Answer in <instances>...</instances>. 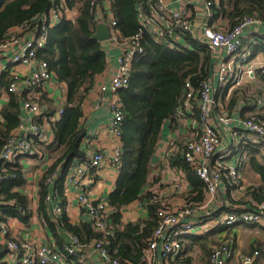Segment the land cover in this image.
Returning <instances> with one entry per match:
<instances>
[{
  "label": "built area",
  "instance_id": "obj_1",
  "mask_svg": "<svg viewBox=\"0 0 264 264\" xmlns=\"http://www.w3.org/2000/svg\"><path fill=\"white\" fill-rule=\"evenodd\" d=\"M110 5L109 0H103V5L98 4L97 16L99 23L110 26L111 39L108 42L117 44L120 54L113 74L98 86L97 102L110 110L112 116L109 131L115 137L121 138L124 120L119 92L129 88L134 60L144 54L140 42L143 30L158 38H163L167 33L171 36V44L178 43L172 38L175 32L180 33L182 38L191 35L208 45L214 62L211 74L198 87L189 80L186 82L180 104L171 117L181 119L194 112L199 113V136L187 141L181 149L173 146L171 156L177 151L182 153L204 183L206 198L201 204L186 202L184 206L174 208L163 205L156 194L150 199L149 202L161 207L157 212L158 227L144 249L143 264H181L184 260V236L200 235L219 226L232 227L235 224L264 227V202L248 205L240 202L234 206L239 212L217 215L219 207L224 204L220 191L225 182L229 181L231 184L227 183L235 187V195L244 196L248 189L242 183L240 166L247 159V154L241 144H249L259 150L264 148V83L255 86L252 82L258 72L264 73V64L257 67L253 62L255 57L252 58L258 38L264 35V19L257 14L242 18L235 26L218 23L221 18L216 19V0H199L202 19L201 26L196 30L184 10L167 7L162 0H157L151 5L148 14L141 11L140 33L130 39H123L116 28L115 19L110 18ZM64 18L65 13L52 9L48 14L11 29L0 42V79L4 73L10 72L12 80L8 93L23 96L24 113L18 128L0 150V194L2 181L7 177L6 166L21 157L36 155L37 145L47 139L39 119L43 114L44 97L48 94V89L55 85L57 78L46 61L38 60L37 54L47 43L48 28L60 25ZM105 18L108 22L103 21ZM164 22L169 23L167 28L162 27ZM16 66H24L29 71L19 74L14 69ZM246 84H251L256 94L251 93L241 99L233 112L226 111L221 104V94L227 91L229 96ZM58 114H63V108H60ZM122 147L123 145L117 146L111 157L117 169L121 164ZM89 157L76 161L70 167L65 183L68 190L76 188L79 191V208L86 217L87 224L102 237L83 240L69 232L65 234L63 249L58 250L51 245L12 239L9 226L3 222L0 224V239L6 241L7 255L10 252L15 256L14 264H92L95 257L98 259L97 264H132L128 260L115 258L110 253L108 238L115 231L110 221L114 208L106 201L96 202L90 195L94 182L90 176L102 168L106 156L103 152L94 151ZM60 176L62 170L59 166L47 174L46 184L51 185ZM6 204L17 206L16 202H2L0 197V207ZM50 213L55 220H60L62 207L55 206ZM255 233L264 236L259 229ZM235 257L240 264H264L263 253L259 250L253 253L237 251L234 237H227L212 248L210 262L232 264Z\"/></svg>",
  "mask_w": 264,
  "mask_h": 264
},
{
  "label": "trees",
  "instance_id": "obj_2",
  "mask_svg": "<svg viewBox=\"0 0 264 264\" xmlns=\"http://www.w3.org/2000/svg\"><path fill=\"white\" fill-rule=\"evenodd\" d=\"M109 1L117 23L116 28L125 39L140 33L141 11L148 14L151 5L157 2V0ZM219 1L215 6L216 19L227 20L229 26H235L242 18L257 14L264 19V0ZM98 4L103 5V0H0V42L11 29L48 14L52 9L61 10L63 13L66 10L77 12L75 20L64 18L60 25L48 28L47 43L37 54L38 60L48 63L57 80L67 84L63 114L53 125L56 147L60 149L61 156L48 172L60 166L63 178L76 160L80 162L86 159V153L81 149L84 132L79 128L80 118L83 116L82 107L93 89L95 77L103 74L108 67L101 42L93 38L100 21L97 16ZM143 31L140 42L144 54L134 60L129 88L119 92L124 111L121 134L122 158L118 168L117 187L108 198L115 212L112 214L114 225L120 224L121 210L142 197L162 128L164 123L175 114L186 82L189 80L198 87L207 80L213 64L212 51L208 45L191 35L184 37L186 42L184 46L171 44V36L167 33L163 38H158L147 30ZM259 53H264V35L258 38L252 58ZM259 77L264 82V73L259 72ZM11 80L10 72L4 73L0 79L1 89L6 88L8 92ZM9 94L12 95L11 101L2 112L5 124H0V150L18 128L22 119L20 97ZM246 97L244 90L235 92L229 102L230 107L235 105V101L239 102ZM43 102H46V99ZM247 153L250 167L259 174L261 183L258 186H248L243 198L238 202L232 201L233 204L241 202L248 205L252 201L257 204L264 202V155L252 146L247 148ZM173 162L175 166L184 168L193 186V194H196L187 202L203 203L206 198L203 182L191 170L183 155H177ZM6 167L8 176L2 181L0 197L4 203L15 200L17 206L6 204L0 207V224L7 221L5 215L17 217L25 224H29L30 214L26 207V199L19 194L10 193L11 188L21 182V167L10 164ZM45 183L46 180L43 182V188L48 186ZM227 188L228 195H231L230 192L235 187L228 184ZM149 204H151L148 205L150 219L129 223L123 229H116L113 235L109 236V250L113 257L128 260L132 264H143L144 249L159 224L157 212L160 205L153 202ZM61 223L64 229L81 238L85 237L86 240L102 237L94 232L89 224H84L82 228L72 227L66 224L64 217ZM260 231L264 234V228ZM197 240L196 237L194 241ZM203 250L207 252L206 245L203 246ZM256 250L264 255V240L255 242L251 246L250 253ZM210 254L211 251H209L208 264H211ZM181 264H192V260L185 257Z\"/></svg>",
  "mask_w": 264,
  "mask_h": 264
},
{
  "label": "crops",
  "instance_id": "obj_3",
  "mask_svg": "<svg viewBox=\"0 0 264 264\" xmlns=\"http://www.w3.org/2000/svg\"><path fill=\"white\" fill-rule=\"evenodd\" d=\"M162 1L164 4L166 3L167 7L184 10L187 13L194 29L197 30L201 26L200 22L202 16L199 13V0ZM216 2L218 4L220 1L216 0ZM109 12L110 18H114V12L111 9V5ZM76 17L77 12L75 10L65 11V18L67 20H75ZM219 22L229 25L227 20L221 19L218 23ZM168 24V22H164L162 27L167 28ZM172 38L178 42L177 44L186 46V42L184 38L181 37L180 33L175 32L172 34ZM101 44L105 50L108 67L103 74L95 77L93 89L89 92L83 103V116L80 118L79 128L84 132V137L81 141V149L85 151L86 159L90 158L89 156H91L94 151L103 152L106 156V162L102 168L90 176L94 179L90 188V195L96 202L106 201L110 205L108 198L109 195L115 191L119 178V170L111 161V157L113 151L117 148V146L122 145V142L121 138L115 137L109 131V121L112 114L107 106L98 104L97 96L98 86L105 80H108L110 75L114 72L116 60L120 54V47L115 43V45H112L108 41ZM253 62L257 67L264 64V53L257 54L253 59ZM14 69L19 74H26L29 71V69L24 66H16ZM252 82L255 83V86L264 83L259 77V72L255 75V79L252 80ZM247 88L248 90H246ZM239 90H244L246 96L251 93L256 94V91H253L251 84L243 85L241 88L235 90V92ZM235 92L228 96V92L224 91L220 96L221 104L224 105L223 107H225L226 111L233 112L240 103V101H235V105L230 107L229 102H231V98ZM0 93V124L3 125L5 124V118L2 112L3 109L10 103L12 95L7 92L6 88L1 89V87ZM19 97L22 115H24L22 106L23 96ZM66 97L67 84L57 80L55 85L48 89V94L44 98L46 99V102H43V114L39 119V122L44 126L46 132V141L37 145L36 155L21 157L17 159L15 163L10 164L19 165L21 167V182L16 184L14 188H11L10 193L19 194L26 199V207L30 214L28 218L29 224H25L17 217H11L8 215H5L4 217L7 220L6 223L9 226L11 238L13 237L12 239L15 238L21 242L32 241L37 245H51L58 250L63 249L65 234L71 232L70 230L62 227L63 225L61 221L63 217L66 220V224L72 227L82 228L84 224H87L86 217L82 214L78 205L79 191L76 188H70V190H68L65 178L60 176L57 181L48 185L49 188L46 185V188H43V182L46 180L48 172L61 156L60 149L56 147V137L53 131V125L60 119V115L58 113L60 108H63L64 103L66 102ZM200 129L201 125L199 123L198 112L186 115L181 119L169 118L164 123L158 147L151 164L148 182L143 191L142 197L121 210L119 225H114V221L111 217L110 221L113 224L115 231L116 229H123L129 223L150 219L148 205H151L149 204V201L155 194L161 198V203L163 205L172 208L184 206L187 200L196 195L193 194V186L184 168L174 165L173 159H175L177 155H182V153L177 151L174 156H171V149L173 146L181 149L187 141H191L199 136ZM241 145L248 157L247 148L252 145L244 143ZM189 167L192 171H194L190 164ZM240 169L242 173V183H245L247 186H252V184L250 182L248 183L247 179H245V172L248 170L255 175L254 181H251L256 183L253 185H260V176L255 173L253 169H251L249 159L245 160L244 164L240 166ZM227 182L231 184L229 181ZM227 182H225L221 189L222 191H220L222 203L224 202V204L219 207L217 215H228L233 212H239L236 211V208L234 207L236 204H233L232 201L238 202L239 199L243 198V195H235L233 190L230 192L231 195H228ZM224 188L226 189L224 190ZM228 197L230 200H228ZM10 202H15V200ZM252 203L255 202L252 201ZM55 206L62 207L61 221L55 220L53 215L50 213L52 208ZM259 228L261 230L264 227L235 224L232 227L219 226L217 229H212L200 235L184 236L182 238V242L184 244L183 256L184 258H191L192 264H208L209 251H211L215 245L220 244L221 241L227 237H234L237 251H240L241 253H250L251 246H253L255 242L264 240V236L261 233H255V231ZM196 237L198 240L194 241ZM82 239L86 240L85 237H82ZM5 242L6 241L4 239H0V259L2 260V264H14L16 258L11 255L10 252L9 255H7ZM202 245H206V253L204 252ZM231 262L232 264H240L236 257ZM97 263L98 259L95 257L92 264Z\"/></svg>",
  "mask_w": 264,
  "mask_h": 264
},
{
  "label": "water",
  "instance_id": "obj_4",
  "mask_svg": "<svg viewBox=\"0 0 264 264\" xmlns=\"http://www.w3.org/2000/svg\"><path fill=\"white\" fill-rule=\"evenodd\" d=\"M93 38L101 43L107 42L111 39V29L106 23H99L96 26ZM23 106V103H22Z\"/></svg>",
  "mask_w": 264,
  "mask_h": 264
},
{
  "label": "rangeland",
  "instance_id": "obj_5",
  "mask_svg": "<svg viewBox=\"0 0 264 264\" xmlns=\"http://www.w3.org/2000/svg\"><path fill=\"white\" fill-rule=\"evenodd\" d=\"M75 11H76V10H75ZM245 88H246V87H245ZM246 90H248V88H247ZM246 90H245V91H246ZM237 95H239V94L237 93ZM235 96H236V95H235ZM260 150H261V151H260V152H261V155H264V148H260ZM245 173H246V175H245V179H247L248 183L250 182L252 185H253V184H256L255 182H251V181H254V176H255L254 173H252L251 171H248V170H247ZM251 184H250V185H251Z\"/></svg>",
  "mask_w": 264,
  "mask_h": 264
}]
</instances>
